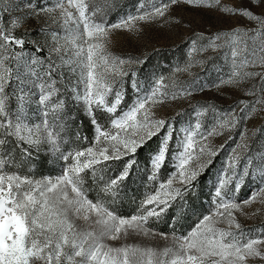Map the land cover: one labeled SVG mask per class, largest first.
Instances as JSON below:
<instances>
[{
	"label": "snow or ice",
	"instance_id": "6c2138e0",
	"mask_svg": "<svg viewBox=\"0 0 264 264\" xmlns=\"http://www.w3.org/2000/svg\"><path fill=\"white\" fill-rule=\"evenodd\" d=\"M248 2L249 7L227 6L221 0H161L138 15L107 24L95 19L100 9L90 8L93 0H57L54 6L39 0H0V264H250L256 258L264 260V238H261L264 233L255 238L245 235L234 215L242 210V204L233 199L234 193L224 191L237 177L235 189L238 190L240 182L254 168L262 186L242 203L247 205L264 194V151L255 157L247 155L242 174L236 172L241 158L238 150L250 153L247 143H238L229 157L233 175L219 180L214 193L215 210L204 215L186 235L173 233L171 243L163 248L128 243L113 246L107 242L126 240L133 233L145 237L157 235L147 224L150 218L158 219L170 201L183 194L181 188L173 187L174 180L183 185V191L190 190L192 182L217 155L207 143L197 146L196 138L206 141L208 137L231 132L242 121L250 119L257 106L264 110V0ZM180 4L216 8L251 24L218 32L198 50L209 47L221 50L230 65V73L220 84L239 87L242 82H249L246 95L253 97V101L241 100L239 112L233 108L223 114L214 113L216 123L207 133L199 131L203 127L199 121L194 129H183L176 171L160 183L155 194L142 202L138 214L122 217L106 201L88 198L84 174L91 171L92 178L96 179L97 165L134 155L152 137L162 134L160 147L151 158L153 175L150 178L154 179L166 161L174 127L168 120L156 119L152 108L169 98L191 95L195 86L173 83L171 87L176 91L169 92L170 86L160 77L149 93L142 95L133 79L136 99L116 115L123 100V78L135 77L136 73L125 69L131 60L113 57L108 52V37L112 30H133L138 21L162 19L173 6ZM254 8L261 11H253ZM34 17H48L64 32L63 36L52 34L54 47L49 51L47 67L38 56L25 55L24 46L28 41L15 34L26 20ZM199 39H204L203 35ZM32 43L35 53L43 52L37 42ZM192 44L196 51L197 40ZM52 54L56 55L58 64L51 60ZM189 67L176 71H188ZM37 81L40 82L37 84ZM32 87L39 89L38 103L45 109V119L40 125L30 124L25 112ZM62 88L65 91L70 88L74 99L84 104L95 128L94 145L62 155L64 161L72 159L73 163L55 180H33L10 171L16 163L13 149L29 160L31 152L42 143L52 152L59 151L58 129L65 106L60 99ZM110 96H114L111 102ZM97 110L113 114L108 128L97 122ZM240 135L245 137L246 133ZM202 158L204 162L191 167L193 160ZM134 163V159H129L120 175L105 183L101 191L115 195L114 188L128 177ZM78 220H83V225ZM159 235L169 239L164 233Z\"/></svg>",
	"mask_w": 264,
	"mask_h": 264
},
{
	"label": "rangeland",
	"instance_id": "374dc122",
	"mask_svg": "<svg viewBox=\"0 0 264 264\" xmlns=\"http://www.w3.org/2000/svg\"><path fill=\"white\" fill-rule=\"evenodd\" d=\"M39 2L54 6L57 0H39ZM160 2L161 0H93L90 8L100 9L95 17L98 22L113 24L129 15L135 16L141 11L148 10L152 3ZM221 3L227 6H250L248 0H221ZM253 11L261 10L254 8ZM250 26L246 19L224 14L216 8L180 4L173 6L169 14L162 19L151 22L138 21L133 30L116 29L110 32L106 45L108 52L113 57L131 60L132 63L125 65V69L136 73L135 77L123 78V100L118 106L116 115L125 111L136 99L137 92L131 83L133 79L142 95L149 93L160 77H164L165 84L170 86L169 92L176 91L171 87L173 83L185 87L194 85L195 90L191 95L180 96L175 100L169 98L152 108L156 119L168 120L174 127L166 161L156 173L155 178H150L153 175L151 158L160 147L162 134L152 137L134 155L97 165L96 179L92 178L91 171H87L84 174V180L89 199L106 201L110 209L122 217L138 214L142 202L148 196L155 194L160 183L167 181L176 171V155L179 151V141L184 135L183 129H194L195 123L199 121L203 125L199 131L207 133L216 123L214 113L223 114L233 108L239 112L241 100L253 101V97L246 95L249 82H242L239 87L220 84V81L227 79L230 73V65L221 50L210 47L205 51L198 50L200 46L208 43V38L218 32ZM53 33L64 35L60 25L53 24L48 17H34L26 20L15 34L24 36L28 41L24 46L25 55L38 56L47 67L49 51L54 47ZM200 35H203L204 39H199ZM193 40H197L196 51H193ZM33 41L43 47L42 53L37 54L33 51ZM51 60L59 63L55 54H52ZM189 65L188 71H176L178 68L183 69ZM37 71H41L39 66ZM61 93L60 99L64 101L65 106L61 110L62 120L58 129L61 134L59 151L52 152L47 144L42 143L31 152L32 158L29 160L17 150L13 152L16 163L9 169L10 171H16L21 176H27L33 180H55L73 163L72 159L64 161L61 158L62 155L74 154L76 151L86 150L94 145L95 128H92L93 134L90 139L79 129L81 116L91 121L84 104L74 99L70 88L68 91L62 88ZM39 94V89L32 87V95L25 109L27 120L33 125H40L45 119V109L38 103ZM108 99L111 102L114 96ZM205 108L209 110L205 112ZM197 113L201 114L197 115ZM96 114L103 116L99 124L108 128L109 118L113 114L103 110H97L95 116ZM48 119L51 120V117L49 116ZM241 132H245L246 136L242 137ZM254 132H256L255 136H253ZM229 136L232 139H229ZM196 139L197 146L207 143L213 151L217 152V155L212 157L211 164L207 165L192 182L190 190L183 191V185L178 182V179L174 180L173 187L181 188L183 194L171 200L169 207L158 219L150 218L147 224V227L157 235L145 237L133 233L126 240L123 238L116 241L109 240L107 241L109 244L119 246L128 243L163 248L171 243L173 233L178 236L186 235L204 215L211 214L215 210L214 193L219 180L233 175L232 170L229 169V157L233 155L236 145L247 143L250 146V153L238 150L241 158L236 165V172L240 174L246 164L247 155L255 157L258 152L264 151V110L257 106V111L251 118L242 121L231 132L225 131L223 135L208 137L206 141L200 140L199 137ZM221 145H224L222 149ZM129 159H134L135 163L128 177L114 188L115 195L102 192L105 183L118 177ZM201 162H204L203 158L200 161L193 160L191 167L195 168L197 163ZM236 179L238 177L224 189L228 193H234L233 199L242 204V210L234 213L236 220L245 235L253 238L261 237L264 233V194H260L247 205L242 203L253 193L258 192L262 186L260 176L254 168H251L250 174L240 182L238 190L235 189ZM77 223L83 225L84 222L78 220ZM219 226L227 227L226 224ZM159 233L166 234L169 239L161 238ZM250 264H264V260L256 258L250 261Z\"/></svg>",
	"mask_w": 264,
	"mask_h": 264
},
{
	"label": "trees",
	"instance_id": "16d2710c",
	"mask_svg": "<svg viewBox=\"0 0 264 264\" xmlns=\"http://www.w3.org/2000/svg\"><path fill=\"white\" fill-rule=\"evenodd\" d=\"M95 117H96L97 122L99 123L103 116H100V115L96 114ZM79 119L81 121V124L79 125L80 131H82V133H84L86 135V137H88L90 139L91 135L93 134V132H92L93 129L92 128L94 127L92 122L89 119H87L86 117H83V116H81ZM13 150H14L13 152L17 151L16 149H13Z\"/></svg>",
	"mask_w": 264,
	"mask_h": 264
}]
</instances>
